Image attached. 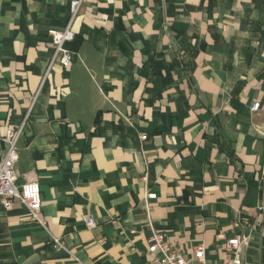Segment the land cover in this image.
<instances>
[{"label":"crops","instance_id":"crops-1","mask_svg":"<svg viewBox=\"0 0 264 264\" xmlns=\"http://www.w3.org/2000/svg\"><path fill=\"white\" fill-rule=\"evenodd\" d=\"M70 2L0 0V137L34 100L16 184L46 221L0 202V264H156L152 230L210 264L238 234L264 264V0H83L49 67Z\"/></svg>","mask_w":264,"mask_h":264},{"label":"built area","instance_id":"built-area-1","mask_svg":"<svg viewBox=\"0 0 264 264\" xmlns=\"http://www.w3.org/2000/svg\"><path fill=\"white\" fill-rule=\"evenodd\" d=\"M83 0H71L69 4V18L65 26L60 29H50L47 34L51 39L53 47V57L50 60L49 67L55 60L61 67H67L73 60V54L66 50L63 45L74 38L71 30L72 22L76 18ZM31 103L26 114L18 125L8 128L5 135L0 137L4 145V154L0 158V202L5 211L13 209L15 203L28 212L29 222L46 229V221L42 214V196L40 186L37 181L29 180L22 185L16 184L17 171L16 163L18 161V141L23 136L28 127L29 116L32 108ZM259 103L251 105L250 111L255 112L259 109ZM264 179V170L262 172ZM156 198L155 193H146L144 202ZM86 227L92 229L94 224L90 218H84ZM260 237L264 239V226L259 230ZM248 238L241 235H234L226 240L223 251L227 258L222 264H243V249L247 245ZM147 253L154 258L156 264H210L207 258V248L201 244L185 255L161 232L152 230L151 236L147 240ZM52 245L57 249H64L63 242L58 238H52Z\"/></svg>","mask_w":264,"mask_h":264}]
</instances>
